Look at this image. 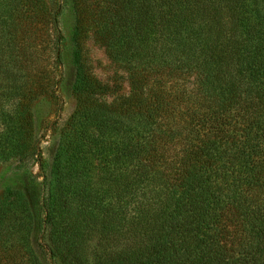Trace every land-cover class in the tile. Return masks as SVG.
<instances>
[{
	"label": "trees",
	"instance_id": "1",
	"mask_svg": "<svg viewBox=\"0 0 264 264\" xmlns=\"http://www.w3.org/2000/svg\"><path fill=\"white\" fill-rule=\"evenodd\" d=\"M86 38L128 95L92 76ZM65 58L77 107L41 180L27 104L52 88L34 65ZM0 79L19 163L0 264H43L35 240L55 264H264V0H0Z\"/></svg>",
	"mask_w": 264,
	"mask_h": 264
},
{
	"label": "rangeland",
	"instance_id": "2",
	"mask_svg": "<svg viewBox=\"0 0 264 264\" xmlns=\"http://www.w3.org/2000/svg\"><path fill=\"white\" fill-rule=\"evenodd\" d=\"M46 1L48 4L53 5L57 0ZM60 24L64 37L68 39L74 24L70 9H64ZM50 35L53 39L52 33ZM83 48L85 61L92 76L98 81L113 87L117 91L116 93L128 95L130 88L126 73L108 58L105 49L98 45L93 38H86ZM53 63V60L50 59L48 62L41 60L34 65V70L37 68L42 70L44 66H48V70L51 72L50 87L52 89L47 95H43L41 98L34 100L33 103L27 104L33 121L34 144L38 145V151H34L36 152L35 161L32 160L34 163L30 168L34 175L41 176V180L44 175H50L53 160L59 147L61 132L77 107L76 99L72 93L75 70L71 66L69 58H65L62 67L58 69ZM1 81L3 80L0 79ZM2 84L6 85L5 81ZM35 88L38 89L34 86ZM114 96H110L108 101H112ZM15 106L18 105H13L12 102L7 104L5 100L0 99V138L9 131L4 118L13 116ZM39 161L43 164V171L39 166ZM18 167V159L0 150V199L9 185L10 177L17 172ZM34 245L37 256L43 264H55L48 256L42 242L35 240Z\"/></svg>",
	"mask_w": 264,
	"mask_h": 264
}]
</instances>
